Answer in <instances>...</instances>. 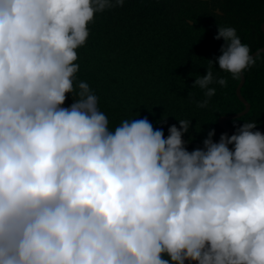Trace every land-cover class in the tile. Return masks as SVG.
<instances>
[{
  "label": "clouds",
  "instance_id": "9594fccd",
  "mask_svg": "<svg viewBox=\"0 0 264 264\" xmlns=\"http://www.w3.org/2000/svg\"><path fill=\"white\" fill-rule=\"evenodd\" d=\"M124 4L0 0V264H264L256 119L189 150L192 118L167 136L139 115L110 127L77 82L89 24ZM221 38L192 85L201 108L227 85L216 63L234 78L255 63L234 27L218 25Z\"/></svg>",
  "mask_w": 264,
  "mask_h": 264
},
{
  "label": "trees",
  "instance_id": "16d2710c",
  "mask_svg": "<svg viewBox=\"0 0 264 264\" xmlns=\"http://www.w3.org/2000/svg\"><path fill=\"white\" fill-rule=\"evenodd\" d=\"M262 23L264 0H125L123 7L98 13L89 24V38L78 49L77 82H87L99 97L110 127L139 115L167 136L170 125L179 127L177 119L192 118L184 139L192 137L189 150L202 147L210 129L215 141L223 132L232 135L219 117L245 108L236 92L241 76L234 78L218 63L214 77L227 79V85L214 83L216 94L206 107L198 106L205 90L192 85L195 75H206L209 59L221 55L218 25L234 27L254 52L264 47ZM254 58L244 70L241 90L250 110L227 124L235 129L256 119L257 130L264 132V52ZM72 102L69 95L65 106Z\"/></svg>",
  "mask_w": 264,
  "mask_h": 264
},
{
  "label": "water",
  "instance_id": "95a60500",
  "mask_svg": "<svg viewBox=\"0 0 264 264\" xmlns=\"http://www.w3.org/2000/svg\"><path fill=\"white\" fill-rule=\"evenodd\" d=\"M262 26H263L262 30L264 31V23H262ZM261 52H264V47H260L256 51L252 52V56L255 57L257 54ZM240 76H241V81L239 82L237 86L236 92H237L239 99L245 104V108L240 112L230 114V115H222L219 117L220 126L223 127L225 130L229 131L231 134L235 133V129L227 124L228 120L238 118V117L245 115L246 113H248L251 107V104L247 101V99L242 95V92H241V89L245 83L244 72L241 73Z\"/></svg>",
  "mask_w": 264,
  "mask_h": 264
}]
</instances>
